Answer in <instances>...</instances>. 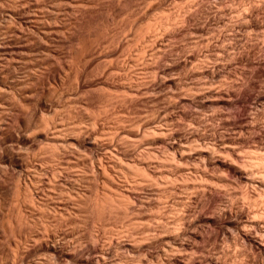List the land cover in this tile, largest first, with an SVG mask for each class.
Returning a JSON list of instances; mask_svg holds the SVG:
<instances>
[{
    "label": "bare ground",
    "instance_id": "1",
    "mask_svg": "<svg viewBox=\"0 0 264 264\" xmlns=\"http://www.w3.org/2000/svg\"><path fill=\"white\" fill-rule=\"evenodd\" d=\"M0 264H264V0H0Z\"/></svg>",
    "mask_w": 264,
    "mask_h": 264
},
{
    "label": "rangeland",
    "instance_id": "2",
    "mask_svg": "<svg viewBox=\"0 0 264 264\" xmlns=\"http://www.w3.org/2000/svg\"><path fill=\"white\" fill-rule=\"evenodd\" d=\"M91 78H92V76H91ZM91 78H90V79H91ZM93 78H95V77L93 76ZM93 78H92V79H93ZM248 89H249V88H248ZM248 89H246L245 91H248ZM250 92H252V94H254V93H253L254 91H251V90L249 89V93H250ZM247 93H248V92H247ZM250 94H251V93H250ZM249 103H250V102H249ZM245 104H248V102H247V103H245ZM245 106H246V105H245ZM247 106H249V105H247ZM238 108H239V107H238ZM238 108H236V109L238 110ZM236 109H235V112H238V111H240V108H239V110H238V111H237ZM238 113H239V112H238Z\"/></svg>",
    "mask_w": 264,
    "mask_h": 264
}]
</instances>
